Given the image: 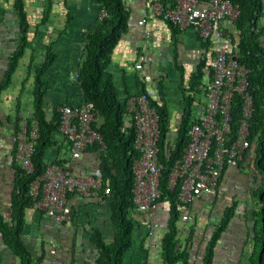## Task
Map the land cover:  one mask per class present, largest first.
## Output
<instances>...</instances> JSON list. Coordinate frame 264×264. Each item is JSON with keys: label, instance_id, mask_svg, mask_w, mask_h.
I'll list each match as a JSON object with an SVG mask.
<instances>
[{"label": "crops", "instance_id": "crops-1", "mask_svg": "<svg viewBox=\"0 0 264 264\" xmlns=\"http://www.w3.org/2000/svg\"><path fill=\"white\" fill-rule=\"evenodd\" d=\"M17 1L0 0V82L9 67L11 54L22 43ZM166 1L164 3L173 4L175 0ZM23 3L29 23L27 44L9 86L0 96V118L3 120L0 127V206L8 220L12 218L11 193L15 177L14 121L20 111L29 115L34 112L35 72L46 62L51 49L56 58L43 75L44 111L48 119L57 117L61 105L84 103L78 81L70 77L78 73L82 63L84 38L103 13L98 0H23ZM127 5L131 12L129 29L115 47L108 70L113 74L121 100L143 86L153 98H164L172 119L174 139L185 107L182 88L188 86L192 74L202 63L207 71L214 51L195 29H179L155 16L149 0H127ZM143 19L145 22L141 24ZM219 26L226 32L233 31L232 23L226 20ZM137 64L142 66L137 67ZM68 156V141L57 132L55 143L47 150L46 162H62ZM100 157L97 150H87L76 160L75 172L86 174L98 170ZM253 159L254 153L249 151L237 166H228L218 185L194 199L184 210L188 218L182 217L179 221V238L183 246L192 233L191 264H202L211 232L225 209L233 205L236 214L218 242L213 264L250 263L258 219V201L253 191L260 185L259 174L249 165ZM109 202V196L84 197L73 193L68 198L72 220L59 224L29 207L23 239L36 255L40 254L42 245L49 254L55 244L57 255L68 264H91L97 257L91 242L94 229H99L108 240L114 234ZM161 205L158 203L147 214L135 215L138 226H135L134 246L126 254L124 264H163L161 241L166 221L161 220ZM165 211L168 217V207ZM143 217L159 221L160 227L148 232L139 224ZM0 264H21L1 235Z\"/></svg>", "mask_w": 264, "mask_h": 264}, {"label": "trees", "instance_id": "trees-1", "mask_svg": "<svg viewBox=\"0 0 264 264\" xmlns=\"http://www.w3.org/2000/svg\"><path fill=\"white\" fill-rule=\"evenodd\" d=\"M231 1L240 7L239 17L232 22L231 46L239 53V62L249 69V90L253 96V112L249 118L250 146L243 160L249 155V151L254 153V159L249 165L259 174L257 179L260 182L253 191V197L258 201L256 212L258 219L256 220L255 245L249 264H264V0ZM98 2L105 14L84 38V55L78 71V83L85 101L94 104L98 113V121L94 126L105 142V148L101 151L98 143L88 146L87 150L94 149L101 153L98 171L104 188L108 186L111 190L109 209L114 234L108 240L99 229H94L91 233V242L96 249L97 257L91 264H124L126 254L134 246L135 215L139 214L133 200V188L134 162L139 157L140 151L135 147L137 137L135 120L132 113L127 110L126 98L121 100L113 74L108 69L115 47L129 29L131 12L127 0H98ZM17 11L22 25V43L10 56L9 67L0 82V96L9 86L27 44L29 23L23 0L17 1ZM207 43L210 46L209 40ZM55 58L56 54L50 49L48 59L35 72L32 117L38 120L39 137L36 139L33 154L34 170L26 171L15 159L11 220L5 218L0 206L1 238L4 244L15 253L21 264H48V250L42 245L40 254L36 255L24 241L23 234L26 227V210L33 206L31 185L44 173L47 166V150L55 143V135L59 132L60 113L58 112L57 117L48 119L44 111L43 75ZM210 61L211 59H209L207 71L204 70L205 64L202 63L197 72L192 74L188 86L182 88L185 107L176 127L175 139H172V119L164 98L157 100L149 96L151 105L157 110L160 127L159 159L163 168L160 180L161 196L158 203L166 204L169 210L161 241L163 264H191L189 243L192 241V233L183 246L179 238V221L190 203L183 205L178 201L179 188L171 189L169 179L175 162L182 157L184 148L188 144L189 131L195 122L194 103L197 95L201 92L202 85H205L206 81L212 77ZM139 92H148V90L143 86ZM231 113L232 135L235 136L242 117V103L239 96H235ZM17 119L16 116L15 124ZM2 125L3 120L0 118V127ZM235 214L236 206L234 205L227 207L223 212L222 219L216 224L207 241L202 264H213L218 242ZM191 229L194 230L193 226Z\"/></svg>", "mask_w": 264, "mask_h": 264}, {"label": "built area", "instance_id": "built-area-1", "mask_svg": "<svg viewBox=\"0 0 264 264\" xmlns=\"http://www.w3.org/2000/svg\"><path fill=\"white\" fill-rule=\"evenodd\" d=\"M149 4L155 16L180 29H195L202 38L210 41L214 51L212 77L197 95L195 122L189 131V141L182 157L175 162L169 179L171 189L179 188L178 201L186 205L216 187L224 169L243 161L250 146L249 118L253 112V96L249 90V69L239 62V53L231 46L230 33L219 26L225 20L231 23L236 20L240 7L231 0H175L173 4L149 0ZM104 14L103 11L102 16ZM144 22L145 19L140 21L141 24ZM141 66L137 64V67ZM78 76L76 73L70 78L78 81ZM149 96V92L138 91L125 100L127 110L135 120V147L140 151L134 162L133 188V200L139 214L154 210L161 196L163 165L159 159V116ZM235 96L241 99L242 117L234 136L231 109ZM58 111L59 132L68 141L69 156L62 162L47 163L44 173L30 188L32 208L43 212L55 224L72 220L68 204L71 194L94 197L109 196L111 192L110 187L104 188L98 170L78 174L74 169L76 160L88 146L98 143L100 151L105 148L102 135L94 126L98 121L94 104L86 101L79 105L67 103ZM32 115L18 113L12 138L16 145L15 158L28 172L34 170L33 154L39 137V123ZM183 218L188 216L184 214ZM139 224L150 233L160 227L159 221L145 217L139 220ZM135 226L138 225L135 223ZM48 264H68L57 255L55 244L49 250Z\"/></svg>", "mask_w": 264, "mask_h": 264}, {"label": "rangeland", "instance_id": "rangeland-1", "mask_svg": "<svg viewBox=\"0 0 264 264\" xmlns=\"http://www.w3.org/2000/svg\"><path fill=\"white\" fill-rule=\"evenodd\" d=\"M161 208H160V211L159 212H161L160 213V215H161V220L163 221V222H165L166 220H167V212L165 211V210H167V205L166 204H162L161 206H160ZM181 221V220H180ZM164 230H165V228H164Z\"/></svg>", "mask_w": 264, "mask_h": 264}]
</instances>
